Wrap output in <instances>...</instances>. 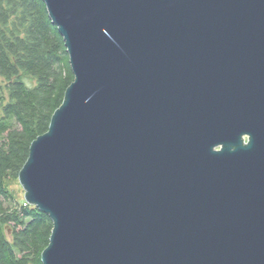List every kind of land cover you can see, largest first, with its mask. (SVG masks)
<instances>
[{
	"label": "water",
	"instance_id": "95a60500",
	"mask_svg": "<svg viewBox=\"0 0 264 264\" xmlns=\"http://www.w3.org/2000/svg\"><path fill=\"white\" fill-rule=\"evenodd\" d=\"M74 82L19 174L43 264H264V0H43Z\"/></svg>",
	"mask_w": 264,
	"mask_h": 264
},
{
	"label": "trees",
	"instance_id": "16d2710c",
	"mask_svg": "<svg viewBox=\"0 0 264 264\" xmlns=\"http://www.w3.org/2000/svg\"><path fill=\"white\" fill-rule=\"evenodd\" d=\"M0 79V264H43L54 224L10 191L75 80L43 0H0Z\"/></svg>",
	"mask_w": 264,
	"mask_h": 264
},
{
	"label": "rangeland",
	"instance_id": "374dc122",
	"mask_svg": "<svg viewBox=\"0 0 264 264\" xmlns=\"http://www.w3.org/2000/svg\"><path fill=\"white\" fill-rule=\"evenodd\" d=\"M0 81H2L0 79ZM10 191L14 194L17 201L21 203L25 200V191L19 181L14 180L10 185Z\"/></svg>",
	"mask_w": 264,
	"mask_h": 264
},
{
	"label": "bare ground",
	"instance_id": "6f19581e",
	"mask_svg": "<svg viewBox=\"0 0 264 264\" xmlns=\"http://www.w3.org/2000/svg\"><path fill=\"white\" fill-rule=\"evenodd\" d=\"M54 227V226H53Z\"/></svg>",
	"mask_w": 264,
	"mask_h": 264
}]
</instances>
